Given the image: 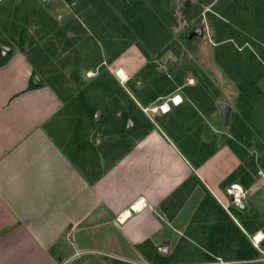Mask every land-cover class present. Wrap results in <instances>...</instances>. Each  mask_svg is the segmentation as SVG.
<instances>
[{"label":"rangeland","instance_id":"rangeland-1","mask_svg":"<svg viewBox=\"0 0 264 264\" xmlns=\"http://www.w3.org/2000/svg\"><path fill=\"white\" fill-rule=\"evenodd\" d=\"M71 2L0 0V64L9 54L1 46L22 53L34 76L65 100L48 125L59 147L92 179L151 131L170 137L196 165L224 133L222 145L239 161L224 182L229 217L249 236L262 234L244 261L242 232L230 230L221 259L183 246L166 249L163 261L154 255L130 264H264V0ZM133 4L130 23L122 14L129 17ZM222 105L230 107L226 124ZM95 258L70 264H100Z\"/></svg>","mask_w":264,"mask_h":264},{"label":"crops","instance_id":"crops-1","mask_svg":"<svg viewBox=\"0 0 264 264\" xmlns=\"http://www.w3.org/2000/svg\"><path fill=\"white\" fill-rule=\"evenodd\" d=\"M10 52L0 64V264L163 261L166 249L183 246L221 259L230 230L256 246L229 217L224 182L239 161L228 146L196 165L154 130L88 179L48 130L62 100L41 82L30 89L38 84L32 64Z\"/></svg>","mask_w":264,"mask_h":264},{"label":"trees","instance_id":"trees-1","mask_svg":"<svg viewBox=\"0 0 264 264\" xmlns=\"http://www.w3.org/2000/svg\"><path fill=\"white\" fill-rule=\"evenodd\" d=\"M68 4H71L72 2H71V0H65ZM135 4H133V8L131 9V15L128 17V16H126L124 13L122 14V18H124V20L125 21H127V22H133V20H136L137 19V14H136V12H135ZM131 17V18H130ZM80 21L81 22H83L81 19H80ZM135 22V21H134ZM77 24L81 27V28H83V25H81V23L79 22V21H77ZM135 26V25H134ZM84 31H85V29H84ZM39 85V82H38V84L37 85H33L32 84V82H30V84H29V88L30 89H32V88H35L36 86H38ZM79 97L81 98L82 97V94H80L79 95ZM61 99V98H60ZM62 100V102H64L65 103V100H63V99H61ZM72 162H73V160H72ZM226 218H227V216H225ZM228 219V218H227ZM222 230H224V228H222ZM241 245L242 246H244L245 247V249H240V250H238L237 251V253H238V260H240V261H242V260H246L247 258H248V253H247V250H248V248H249V250H251L253 253L255 252L252 248H251V246H250V243L248 242V240H247V238H245V237H243L242 239H241ZM210 258V257H209ZM211 258H213V257H211Z\"/></svg>","mask_w":264,"mask_h":264},{"label":"water","instance_id":"water-1","mask_svg":"<svg viewBox=\"0 0 264 264\" xmlns=\"http://www.w3.org/2000/svg\"><path fill=\"white\" fill-rule=\"evenodd\" d=\"M44 2H48V0H43ZM198 33V31H195V34H197ZM1 49L3 50V51H5L6 53L7 52H10V48H7V47H4V46H1ZM35 80L37 81V82H40V80L38 79V77H35ZM220 111H221V114H222V120H223V123L224 124H226L227 123V121H228V118H229V114H230V107L228 106V105H222L221 107H220ZM98 116H99V112H97L96 114H95V118H98ZM128 128H129V124H128ZM226 134H224V133H221L220 135H219V138H218V142H217V145L218 146H220V145H222V143H223V141L226 139ZM236 196H239V194L237 193L236 194ZM159 254L160 255H164V254H162L161 252H159Z\"/></svg>","mask_w":264,"mask_h":264},{"label":"bare ground","instance_id":"bare-ground-1","mask_svg":"<svg viewBox=\"0 0 264 264\" xmlns=\"http://www.w3.org/2000/svg\"><path fill=\"white\" fill-rule=\"evenodd\" d=\"M118 75H120V76H122V77H124L125 78V74H124V72L123 71H119V73H118ZM175 101H178V98L177 99H175ZM161 109H162V112H166L167 111V105H163L162 107H161ZM233 189H235V190H238L237 189V186H233L232 187ZM237 197V196H236ZM255 235V234H254ZM262 240V234L261 233H258V234H256L255 236H253V241L255 242V243H259L260 241Z\"/></svg>","mask_w":264,"mask_h":264},{"label":"built area","instance_id":"built-area-1","mask_svg":"<svg viewBox=\"0 0 264 264\" xmlns=\"http://www.w3.org/2000/svg\"><path fill=\"white\" fill-rule=\"evenodd\" d=\"M174 105H177L179 102H175V99L171 101Z\"/></svg>","mask_w":264,"mask_h":264}]
</instances>
